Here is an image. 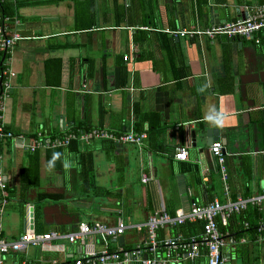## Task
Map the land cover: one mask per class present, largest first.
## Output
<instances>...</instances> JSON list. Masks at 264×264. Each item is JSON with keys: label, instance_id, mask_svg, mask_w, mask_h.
Here are the masks:
<instances>
[{"label": "crops", "instance_id": "1", "mask_svg": "<svg viewBox=\"0 0 264 264\" xmlns=\"http://www.w3.org/2000/svg\"><path fill=\"white\" fill-rule=\"evenodd\" d=\"M260 4L264 0L8 1V16L14 19L9 30L21 38L9 52L0 50L1 66L13 73L1 101L6 128L19 134L42 130L62 135L71 127H96L117 135L131 126L146 137L139 146L77 142V148L64 150L59 171L44 164L42 151L33 159L17 139L3 141L0 167L8 176V201L1 216L5 238L14 239L25 230L73 227L81 220H123L127 225L121 240L96 234L73 243L51 240L11 252L6 262L71 264L85 251L135 247L145 229L130 226L155 210L173 213L191 201L224 203L261 192L264 30L252 39L165 32L204 29L242 17L247 7ZM209 128L218 129L225 180L205 144ZM178 148L186 150V160L173 158ZM85 149L102 151V165L92 156L94 188L79 164L78 152ZM28 165L37 172L23 173V185L19 170ZM143 174L148 181H140ZM112 197L111 202L103 199ZM30 210L31 229L24 226ZM260 211L264 213V202ZM227 226L221 247L225 264H264V214L254 232L246 230L239 214L231 215ZM179 227L158 228L157 240L184 236ZM155 252L164 256L160 245ZM195 260L205 264L203 253ZM191 261L182 257L178 264Z\"/></svg>", "mask_w": 264, "mask_h": 264}, {"label": "built area", "instance_id": "2", "mask_svg": "<svg viewBox=\"0 0 264 264\" xmlns=\"http://www.w3.org/2000/svg\"><path fill=\"white\" fill-rule=\"evenodd\" d=\"M8 15L0 14V50L9 52L13 44L21 38L15 32L10 31ZM264 30V5H256L247 7L245 14L233 20L223 21L212 24L204 29L200 28H176L165 29V32L173 36L206 35L213 37L214 35H224L227 38H245L252 39L254 33ZM258 39H254L257 42ZM122 58L125 60L126 55ZM13 75L12 71L5 67L0 70L1 88H0V162L2 160L1 143L5 140L17 139L20 147L23 150L34 151L36 148L43 149L47 147L67 146L70 141L75 140L78 143L88 144L89 139L99 141H111L115 144L132 143L140 145L146 137L145 131H134L130 126L128 132L114 135L111 131L103 128H87L83 130L68 129L59 137L54 139L44 138L43 131H38L31 137H25L23 134L14 133L12 130L5 127L1 112L3 106L1 101L6 96L5 91L10 87L8 79ZM209 152L217 163L221 178L225 180V167L223 165L224 157L221 153V143L219 140L212 141L209 145ZM187 156L184 148H178L173 153V158L176 160H185ZM141 182L148 181V178L143 174L140 178ZM8 176L4 174L0 167V264H10L6 262V256L11 252L22 251L26 246H42L49 243L51 240H65L68 243L82 241L88 235H99L102 238H110L116 240L122 235L127 228L123 220L109 224L102 221L89 223L86 221H77L73 227L68 226L64 229H50L40 233L32 230H25L17 235L14 239H7L2 235L1 216L7 204L8 199ZM264 202V184L259 194L249 196H237L229 199L224 203L217 199H212L205 203H197L191 201L187 208L176 210L173 213L166 211L155 210L150 213L146 219L139 223H134L130 227L133 229H145V237L143 241L130 248H115L108 250L102 248L99 251H85L84 253L73 258L71 264H123L125 262H139L140 264H178L182 257L195 259L199 256L200 250H205L206 264H225V257L221 252V247L224 244L222 233L218 229L217 223L226 225L228 218L231 215L239 214L246 209L248 205L255 206L259 210ZM201 221V231L198 235H189L188 237L175 235L170 238L158 241L156 238V230L166 226H178L184 222ZM243 226L248 228V223L243 222ZM257 230H261L257 225ZM160 245L163 249L162 254H156V248ZM152 253V256H148ZM20 264H28L22 261ZM50 264H57L55 261ZM67 264V263H60Z\"/></svg>", "mask_w": 264, "mask_h": 264}, {"label": "trees", "instance_id": "3", "mask_svg": "<svg viewBox=\"0 0 264 264\" xmlns=\"http://www.w3.org/2000/svg\"><path fill=\"white\" fill-rule=\"evenodd\" d=\"M8 1L9 0H0V14L9 15L8 13H10V10H9L10 8H9V5H8ZM1 64H0V70H2L5 67H7L5 65L1 66ZM1 78L3 80V77H1ZM120 81H121V83H123V80H120ZM135 128H134V130H136L138 127L136 129ZM71 129L73 130V127H71ZM38 131L42 132V130H37V131H34L32 133H29V134H24L23 133V135L25 137L31 138ZM43 135H44L45 139L48 138V139L51 140V139H54V137L61 136V133L59 132L58 134H55V133L43 132ZM141 140H143V139H141ZM94 141L95 140L91 138V139H89L88 144H90V143H92ZM100 142H102V141H100ZM88 144H86V145H88ZM137 146H139V145H137ZM70 148H77V143H76L75 140L70 141V143L67 146L47 147V148H43V149L36 148L34 151H28V150H24V151L28 152L30 158L33 157V159H37V156H38L39 152L42 151L43 152V156H44V164L47 167H51L52 169L59 171V170H61L63 168L64 150L65 149H70ZM101 150H102V148H101ZM78 158H79V164H81V167L83 169V173H88L87 174L88 181L90 182V184L94 188L95 184L93 182V172H92V166H91V164H92L91 163V161H92V150L85 149V150H83L81 152H78ZM248 163H249V161H248ZM33 166H29L28 165V166H24V167L20 168V170H19L20 181L23 182V179H22L23 173H25V172H29V173L37 172V168L36 167L32 168ZM246 166H247V164H246ZM246 171H249V165L246 168ZM23 185H24V182H23ZM99 190L102 191V188H99ZM262 214H264V213H262L257 207L248 205L246 207V209L242 210L239 213V216H240V218H241V220L243 222L246 221L248 223V228L246 230H248L249 232H254V230L256 228V222H257V220L260 217H262ZM118 221H120V220H118ZM93 222H95V221H92V222H89V223H93ZM217 225H218L219 231L223 234L222 235V240L224 241V238H226L228 236L227 223H226V225L223 226V225H221L218 222ZM201 226H202V222L201 221H193V222L186 221V222H184L183 224L180 225L179 230L181 232H183V230L186 231V233H184V237H188L189 235H198V234H200ZM108 239H110V238H108ZM107 249L108 250H113V247L109 246ZM202 253H203L204 256L206 255L204 249L200 250L199 256ZM150 255L152 256V253L148 254V256H150ZM195 259H192V261L187 263V264H196V260ZM134 264H140V263L139 262H134ZM243 264H245L244 261H243Z\"/></svg>", "mask_w": 264, "mask_h": 264}, {"label": "water", "instance_id": "4", "mask_svg": "<svg viewBox=\"0 0 264 264\" xmlns=\"http://www.w3.org/2000/svg\"><path fill=\"white\" fill-rule=\"evenodd\" d=\"M117 83H118V67H115L113 69V84L112 85H114L116 87L117 86ZM191 135H192V133H191ZM217 135H218V129H216V128H213V129H210V128L209 129H205V136L207 138L205 144L206 145H210V143L212 141H214V140L217 139ZM221 138H223L221 140V142H222V144H224L225 143V135H223V137H221ZM191 145H194V144L192 143ZM221 151L224 152L223 147H222V150ZM31 216H32V213H31V210H30L29 218L27 220V223L24 220V226H27V224H28V226H29L30 229L32 228V218H31ZM121 238H122V236H118L117 237L118 240H121Z\"/></svg>", "mask_w": 264, "mask_h": 264}, {"label": "rangeland", "instance_id": "5", "mask_svg": "<svg viewBox=\"0 0 264 264\" xmlns=\"http://www.w3.org/2000/svg\"><path fill=\"white\" fill-rule=\"evenodd\" d=\"M0 81H1V78H0ZM92 156L95 158V162H98V163H100V165H102V151L101 150H95V151L93 150ZM103 199H106V201H108V202L115 200L114 197H112L111 199H108V198H103ZM101 200H102V198H101ZM235 264H243V263H240L239 261H237Z\"/></svg>", "mask_w": 264, "mask_h": 264}, {"label": "clouds", "instance_id": "6", "mask_svg": "<svg viewBox=\"0 0 264 264\" xmlns=\"http://www.w3.org/2000/svg\"><path fill=\"white\" fill-rule=\"evenodd\" d=\"M105 142H108V143H112L111 141H105ZM77 143V142H76ZM82 144V143H81ZM83 145H86V144H83ZM211 157H212V155H211ZM176 160V159H175ZM186 160V159H185ZM181 161H183V160H181ZM214 163H215V160H214ZM214 165V167H215V165L217 166V164L215 163V164H213ZM217 170H218V167H217ZM226 261V260H225ZM206 264V263H205Z\"/></svg>", "mask_w": 264, "mask_h": 264}]
</instances>
